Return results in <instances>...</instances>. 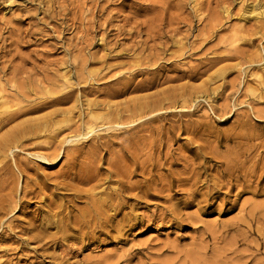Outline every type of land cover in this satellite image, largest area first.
I'll return each mask as SVG.
<instances>
[{
    "label": "rangeland",
    "instance_id": "rangeland-1",
    "mask_svg": "<svg viewBox=\"0 0 264 264\" xmlns=\"http://www.w3.org/2000/svg\"><path fill=\"white\" fill-rule=\"evenodd\" d=\"M46 86L72 93L62 104L72 109L69 126L72 119L77 125L86 120L89 101L118 90L121 100H115L126 99L127 105L138 95L148 101L178 98L166 119L151 121L190 124L170 148L180 157L176 164L170 162L175 158H157L149 151L156 158L151 173L161 176L162 184L169 172L184 178L200 165L214 174L225 161L243 166L228 170L232 190L222 187L208 202L202 197L204 181L193 201L185 181L169 191L154 185L149 198L136 196V188L126 192L115 222L85 237L54 228L46 235L39 221H29L44 209L43 199H32L0 223V264H264V0H0L1 99L32 105L45 97L40 90ZM182 98L190 105L180 107ZM105 128L88 138L79 156L83 163L100 140L114 142V153L126 144L127 133ZM141 133L148 138V131ZM107 164L102 163L103 175ZM66 165L63 157L39 171L54 178ZM144 176L138 167L131 183L142 185ZM20 180L22 189L25 176ZM123 216L132 219L123 224ZM53 235L50 241L47 236Z\"/></svg>",
    "mask_w": 264,
    "mask_h": 264
},
{
    "label": "bare ground",
    "instance_id": "bare-ground-1",
    "mask_svg": "<svg viewBox=\"0 0 264 264\" xmlns=\"http://www.w3.org/2000/svg\"><path fill=\"white\" fill-rule=\"evenodd\" d=\"M181 90L184 89L181 88ZM40 91L41 94H43L45 97H41L38 102L36 101L32 105L28 106L24 105V101L22 100L16 101L14 103L12 101L11 103L9 101L10 99H1L5 97V94L4 97L2 94L0 95V223H2V221L5 217H7L8 214L14 212V210H16L18 206L23 207V204H27L28 201L39 198V201L43 199V213L38 216L33 215L34 219H29V221H31V224H36V221H39L38 223L40 224V227H42L44 232L47 233L46 235H50L49 231H52L51 228H54V230L58 233H67L69 230H77L76 232L79 233V236L85 237L91 235L95 233L96 228H106L108 225H111L113 222H115V217L120 214V212L123 210V206H125L123 202H125L127 198L126 192H130L132 194L133 190H135L136 188L139 191L136 193V196H138L139 198H149L151 196V194L153 193L150 191L152 186H158V184L161 183V176L160 178H158L155 173H151L155 165V163H152L151 161L156 157V152L158 153L157 158H163V156L166 159L175 158L170 161L171 164H176L178 158H180L177 154L170 153V148L173 143L177 142L176 140H178L179 132L189 130L190 128L188 125L190 124L186 123L183 125H176L171 121V119H168L164 124L153 125L151 123L154 118L166 119L167 114H170V108L176 105L178 98L170 99V96L168 95L165 97L162 96L163 98L161 99L154 98L148 101V96L138 95L132 97V99L127 98L129 99L128 102L133 101L131 105L130 103L127 105L126 99H124V102L115 100L117 96L118 99H120L118 90V93H116L117 91H115L116 94H109L107 95V97L105 96V99L104 96H102V100H99L102 97H99V99L96 98L99 101H89L91 100L90 98L89 100L85 99L86 101H89L87 103L88 117L84 118L86 120L80 121L79 125H77L76 122L72 119L73 126H69L68 124L70 123H68V121H71L72 118L70 117V115L73 116V113L71 114L72 109H70V107L64 108L62 104L66 103L68 99L72 98V93L70 94L66 91V93H64L61 92L60 89L56 88L47 89V86ZM126 91L128 92V90ZM178 92L180 94L179 90ZM162 93L164 94V92ZM152 95L154 96L153 92ZM184 96L185 94L182 97L184 98ZM76 97L74 98L76 99ZM81 97H83V95ZM183 98L182 104L180 103L181 101L179 102L181 104L180 107L186 105L185 103H187L186 99ZM75 99H72V102ZM79 99L80 98L78 96L75 101L79 102ZM163 102H165L167 106L164 107V104H162ZM74 103L73 105H75ZM72 108L74 110L73 106ZM80 108L81 107L79 105V108L77 109ZM183 111L187 112L188 110L185 109ZM77 117L78 119H80V115ZM75 119L76 121L78 120L77 118ZM75 124L78 127H76ZM103 126L106 127L105 129H108L109 131L111 129L113 131H117L118 129L121 131V133H127L128 135H126L128 143L126 142L125 144L124 142H122L121 148L119 149L120 152L114 153L110 150L112 146L111 144H113L114 142H108V140L107 142H101L100 140L98 145H94L93 148L90 147L92 149L90 152L88 151L90 155L87 156L86 154V156L89 157L90 160L83 163L81 161L82 158L80 159L79 156L81 155V151L83 150V148L86 146L85 144L88 143V138L90 136L93 137V133H97V129L100 127L102 129ZM72 127L76 128L73 129L69 134L63 133L64 131H67V129L69 131V129H71ZM104 131L106 132V130ZM144 131H148V138L147 135L141 133ZM62 133L64 135H62ZM153 134H155L156 137L149 139ZM103 137L104 139L105 137L107 139L108 136L105 135ZM96 139H98V137ZM164 148H166L167 152H163ZM198 148H200V146ZM150 150L154 152L155 157L153 159L151 157L152 155L149 153ZM21 151L26 153H23L25 154L23 158H19L22 154L18 156ZM103 152L104 154L108 152L109 157L105 159L104 154L102 155ZM182 154H184V152ZM63 157H65L67 165L63 170L55 173L54 178H50L48 177L50 176L49 174L47 176L44 175L45 173L42 174L41 171H39L41 170L39 167L54 165L58 161H61ZM233 157L234 155L232 156V159L234 160ZM128 159L133 162V165L131 163H129L131 165L127 163L129 162ZM106 161L108 162V164L107 167H105L106 171L103 175L102 173H100V171L102 168H104L102 167V163ZM150 162L152 163V165L150 164ZM235 162L239 165L237 161ZM234 164L225 161V168H217V170H215L217 171L215 172L216 174L212 173L211 169H209L207 165L201 166L199 163L198 165H200V170L197 169L196 171V168L189 170L188 165L190 166V164H187L186 167H188L190 175L181 178L180 174H173L172 172L168 171L170 178L168 179V182L166 184L161 183V185H159L160 191H165V189L171 190L174 184L179 187L185 181L186 184L189 183L188 194L193 201L198 195V185L204 181L206 185V187L204 186L206 191L202 193V197L205 196L206 200L209 198L214 199L216 197V191L220 190V188L227 187L228 189L232 190L231 188L234 187V184L232 183L233 181H229L226 176L230 171V167L233 166V170H239L243 166L242 165L241 167H236L237 164ZM192 166L194 167L193 164ZM138 167H140L143 175H145L144 181L140 186H137L135 184L133 185L130 180L132 179L131 177L136 174ZM208 169L210 172H208ZM253 170L258 171L256 169ZM250 172L252 173V171ZM229 174H231L229 175L231 179V177L233 176V172ZM252 175L253 173L251 174V176ZM257 175L258 173L256 174V176ZM20 176H25L26 179L25 185H23L24 187H22V189L19 188V183L21 181ZM245 179L246 178L244 175V180ZM165 180L167 181V178ZM238 180L237 183L238 186H240L239 184L242 183H239ZM250 181L251 179L249 178V182ZM112 183H115L116 185H112ZM76 202L84 203V207H79V205L77 207ZM206 202H208V200ZM189 203L190 202H186L185 204ZM122 219L121 222L125 224V222H130L132 218H129L127 221L123 216ZM37 231L39 232L38 227ZM41 232L43 237L41 235L40 236L44 240L46 236L44 235L42 230L39 233ZM39 233H36V235H39ZM50 237H54L55 239L54 235L47 236L49 240ZM55 244H58V242Z\"/></svg>",
    "mask_w": 264,
    "mask_h": 264
}]
</instances>
